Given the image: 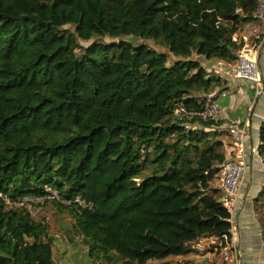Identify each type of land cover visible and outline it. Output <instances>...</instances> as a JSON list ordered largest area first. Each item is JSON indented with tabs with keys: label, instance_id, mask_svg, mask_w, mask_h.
Masks as SVG:
<instances>
[{
	"label": "trees",
	"instance_id": "16d2710c",
	"mask_svg": "<svg viewBox=\"0 0 264 264\" xmlns=\"http://www.w3.org/2000/svg\"><path fill=\"white\" fill-rule=\"evenodd\" d=\"M257 6L0 0V264H56V215L73 219L91 256L123 264L162 261L230 232L214 186L226 161L224 133L175 113L202 110L221 86L206 67L237 60L235 36ZM260 142L264 162V125ZM48 189L59 199L45 201L38 219L14 205ZM256 206L264 228V186Z\"/></svg>",
	"mask_w": 264,
	"mask_h": 264
},
{
	"label": "crops",
	"instance_id": "0c3cea01",
	"mask_svg": "<svg viewBox=\"0 0 264 264\" xmlns=\"http://www.w3.org/2000/svg\"><path fill=\"white\" fill-rule=\"evenodd\" d=\"M252 27L253 23L245 25L240 33L235 36L236 39H240L244 35H250ZM209 68L210 66L206 67L207 71ZM260 68L264 81V49L260 58ZM213 95L221 108V120L217 123L215 129L224 133L223 142L226 159L233 157L234 142L230 133L231 120L235 118L245 120L251 114L250 131L245 143L248 173L243 180L239 200L230 222L235 240L242 251V264H264V228L258 206H256V200L259 198L264 186V162L259 154L260 131L264 125V95L256 100L251 83L233 79H222L221 86ZM253 148L257 149L258 154L253 153ZM55 213V211L52 212V214ZM54 217L55 222L61 224L67 233V238H60L51 233V237L54 239L53 254L55 262V247L59 248L60 257L63 259V245L73 244L75 249L72 255L75 253V255L83 257L86 259L87 264H123L122 261L117 262V258L112 261L111 258L108 260L109 257L105 255L100 257L91 256L89 249L82 242V237L75 233L73 219L67 215H56L52 218ZM51 225L53 226V223ZM58 243L61 244V247ZM148 264L220 263L212 248L207 247L206 244L193 242L188 246L185 253L172 255L162 261H150Z\"/></svg>",
	"mask_w": 264,
	"mask_h": 264
},
{
	"label": "built area",
	"instance_id": "2783aa9c",
	"mask_svg": "<svg viewBox=\"0 0 264 264\" xmlns=\"http://www.w3.org/2000/svg\"><path fill=\"white\" fill-rule=\"evenodd\" d=\"M258 6L253 14V27L250 35H244L238 39L241 49L237 53V60L232 63L217 62L210 66L209 73L225 80H242L252 84L256 100L264 95L263 74L260 68V58L264 49V0H257ZM202 110H189L181 106L175 113V118L180 122L193 123L200 121L204 123L217 124L221 120V108L215 100V96L205 97ZM250 116L241 120L235 118L230 123V133L234 142L233 157L226 159L218 174V186L221 190L220 202L231 214L234 213L241 187L248 173L246 163V139L250 131ZM253 153L258 154L256 148ZM8 204L13 205L10 198L1 195ZM59 199V194L53 189H48L45 197L24 198L14 203L19 208H26L35 217L40 208L38 205L47 200ZM84 205L81 200L79 201ZM231 221V220H230ZM200 244H206L216 253L220 264H242V251L237 244L233 229L229 233L203 237L198 240Z\"/></svg>",
	"mask_w": 264,
	"mask_h": 264
},
{
	"label": "rangeland",
	"instance_id": "374dc122",
	"mask_svg": "<svg viewBox=\"0 0 264 264\" xmlns=\"http://www.w3.org/2000/svg\"><path fill=\"white\" fill-rule=\"evenodd\" d=\"M127 41H131L132 43H134L135 45H146L148 48L150 49H154L156 51H158L159 53H169L168 49L158 45L156 42L152 41V40H141V39H137V38H126ZM106 43H113V42H118L119 39H111V38H105L104 40ZM81 44L83 47H88L91 42H83L81 41ZM78 54L82 53V50H78L77 51ZM169 65H172L174 63V59L172 56H170L169 58ZM218 181H215V185L214 186H218ZM44 204H41V206L39 207L41 210L40 212L35 216L36 219H38L40 216H44L45 211L42 210V208L44 207ZM263 212H264V208H263ZM50 213V212H49ZM53 220L51 221V223H53L51 230V233H54L56 236L60 237V238H67V233L66 231L62 228L61 224H59L58 222H55V217L52 218ZM59 247H61V244H59ZM75 249V247L73 246V244H69V245H63V251L62 254H64V258L61 259L60 257V251L59 248L56 246L55 247V259H56V263L57 264H87L86 259H84L83 257L79 256V255H72L73 250Z\"/></svg>",
	"mask_w": 264,
	"mask_h": 264
}]
</instances>
